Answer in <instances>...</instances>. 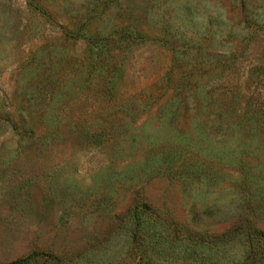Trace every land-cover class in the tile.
Segmentation results:
<instances>
[{
  "label": "rangeland",
  "instance_id": "rangeland-1",
  "mask_svg": "<svg viewBox=\"0 0 264 264\" xmlns=\"http://www.w3.org/2000/svg\"><path fill=\"white\" fill-rule=\"evenodd\" d=\"M257 13L0 0V264H264Z\"/></svg>",
  "mask_w": 264,
  "mask_h": 264
},
{
  "label": "trees",
  "instance_id": "trees-1",
  "mask_svg": "<svg viewBox=\"0 0 264 264\" xmlns=\"http://www.w3.org/2000/svg\"><path fill=\"white\" fill-rule=\"evenodd\" d=\"M32 2V1H31ZM192 15L194 16L195 13L193 11L192 8H186L183 16L184 18L190 22L191 19H193ZM251 18V19H250ZM245 21H248V20H251V26L250 27H247V34L251 33L255 28L257 27H261V29L264 28V0H261V13H257L254 17L251 16V17H247L244 19ZM80 35V34H79ZM138 33H135V32H130V31H126V30H123V29H117L115 30L114 32H109V33H103L101 35H94L95 36V39H93V44L94 45H98L100 43H106V42H114L115 39H125V38H129V37H133V36H137ZM199 37L197 38V40H194V39H189L188 40L186 39V42L187 44L190 46V47H193L191 45H194L195 47L197 46V42H200V43H204V44H207L208 41L212 40L213 36H209L208 35V30L204 31L203 33H200V35H198ZM243 37L246 36V35H242ZM202 40V41H199V40ZM197 48V47H196ZM198 49V48H197ZM28 258H23V259H19L17 261H14L13 263H23V262H26Z\"/></svg>",
  "mask_w": 264,
  "mask_h": 264
}]
</instances>
